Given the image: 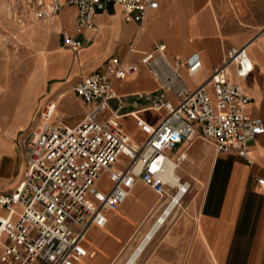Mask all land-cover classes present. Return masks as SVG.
I'll return each mask as SVG.
<instances>
[{
	"label": "crops",
	"instance_id": "1",
	"mask_svg": "<svg viewBox=\"0 0 264 264\" xmlns=\"http://www.w3.org/2000/svg\"><path fill=\"white\" fill-rule=\"evenodd\" d=\"M12 2L18 20L8 18L7 7ZM22 3L0 0V192L13 191L23 179L26 152L21 137L38 125L42 106L54 101L57 115L65 123L62 106L67 98L82 110L83 119L90 105L69 88L110 57L125 60L138 70L132 80L116 82L114 87L123 104L121 122L133 139H141L130 115L152 121L148 114L153 112L146 110L149 104L123 101L155 88L140 63L142 54L152 51L155 44H164L171 59L199 54L203 69L194 78L184 74L191 89L222 63L227 49L246 46L253 69L236 81L252 99L247 114L261 118L264 124V0H163L146 19L145 31L139 33L135 24L123 21L119 7L108 4L95 15V29L81 34L75 27L74 7L67 6L35 24L22 18ZM62 33L87 43L73 52L62 46ZM121 34L126 43L117 54L114 42ZM143 35L147 41L139 47ZM4 38L12 40L11 49L1 42ZM189 80L194 84L189 85ZM110 105L113 110L118 106L116 101ZM125 119L131 120L137 137L128 130ZM183 151L187 159L177 173L191 186L182 200L183 204L189 198L187 206L154 236L136 264H264V185L257 182L264 178V134L249 144L253 166L237 155L217 153L199 137L176 146L173 158ZM136 190L143 196L136 197ZM129 198L109 215L104 228L89 230L86 256L76 264L122 263L166 205L141 183Z\"/></svg>",
	"mask_w": 264,
	"mask_h": 264
},
{
	"label": "built area",
	"instance_id": "2",
	"mask_svg": "<svg viewBox=\"0 0 264 264\" xmlns=\"http://www.w3.org/2000/svg\"><path fill=\"white\" fill-rule=\"evenodd\" d=\"M162 1L26 0L40 21L74 7L78 34L94 30L95 15L108 4L119 7L123 21L135 24L139 33ZM86 43L62 33V46L73 52ZM140 63L156 86L138 98L149 102L146 110L162 113L153 122L133 116L139 140L119 118L123 104L115 83L130 81L138 72L125 60L110 57L72 83L71 92L90 105L75 126L58 117L54 101L42 106L38 125L21 137L26 152L23 179L13 191L0 192V264L79 263L86 256L89 230L104 228L138 182L166 201L157 219L162 225L190 189L189 182L175 176L187 153L172 156L183 142L199 137L217 153L234 154L254 165L248 147L264 134V124L247 114L252 99L236 81L253 69L246 46L227 49L222 63L193 89L184 74L194 78L203 69L198 53L171 59L164 44H155ZM112 101L118 104L114 110ZM104 176L110 186L101 190L98 180ZM257 182L264 185V178Z\"/></svg>",
	"mask_w": 264,
	"mask_h": 264
},
{
	"label": "rangeland",
	"instance_id": "3",
	"mask_svg": "<svg viewBox=\"0 0 264 264\" xmlns=\"http://www.w3.org/2000/svg\"><path fill=\"white\" fill-rule=\"evenodd\" d=\"M14 4H15V2H12L7 7V11H8V14H9L8 18H12V17L14 18L15 17V19L18 20V17L16 15V13H18V12L16 10V7L14 8ZM20 13L22 14V18H26L27 17V18H29V21L32 22V23L36 24V23L40 22V20L35 19L33 17V15L31 14L30 10L28 9L26 0H23V3L21 5V12ZM0 29H1V27H0ZM4 31H8L7 28H4ZM143 36L144 37L140 36L139 41L137 42V45L139 47L141 45L143 46L146 43V41H147V38L145 37V35H143ZM1 42H4L8 49L12 48V40H10L8 38H6V39L4 38V40L3 41L1 40ZM114 43L116 44V53L119 54L120 49L122 48V46H124V43H126L125 35L121 34L120 35V39L116 40ZM133 59H135V57H133ZM188 84L189 85H193L194 82L192 80H189ZM69 91L71 92L70 88H69ZM123 102L124 103H129V104L137 102L139 105H148L149 104V102L147 100H141V99L135 98V97L134 98L124 99ZM112 105H113V107H115V104H112ZM62 111L64 112L65 123H67L69 125H74V124L78 123L83 117L82 110H80L77 106L71 104L69 99H67V98L63 101ZM148 116H149V118L152 121H154L155 119L159 118L160 114L149 113ZM124 122H125V125L128 128V130H130L137 137V133L135 131L134 125L131 122V120L130 119H125ZM138 139H139V137H138ZM109 186H110V183H109L107 177L106 176L102 177L101 181L99 182V188H101V190H106V189L109 188ZM135 196L140 198V197L143 196V194L141 193V191L136 190L135 191ZM188 201H189V198H187L185 200V202L183 203L184 207L187 206Z\"/></svg>",
	"mask_w": 264,
	"mask_h": 264
},
{
	"label": "bare ground",
	"instance_id": "4",
	"mask_svg": "<svg viewBox=\"0 0 264 264\" xmlns=\"http://www.w3.org/2000/svg\"><path fill=\"white\" fill-rule=\"evenodd\" d=\"M145 24H146V21L144 23V26L142 27V30L141 31H145ZM27 28V27H26ZM25 29V28H24ZM23 29V30H24ZM30 29V28H29ZM16 38V37H15ZM130 116H138L136 113H133L132 115ZM120 120L123 119L124 117H119ZM176 177L180 178L179 174L176 173L175 175ZM172 181V179H170ZM100 180H98V184H99ZM140 182H138L137 184H139ZM136 185H134L131 189V191L129 192V195L127 197V199L131 196V193L132 191L136 188ZM142 184V183H141ZM191 187V186H190ZM184 198V197H183ZM182 198V200H183ZM130 199V198H129ZM182 200L181 202L179 203V207L176 209V211L171 214L165 221L164 223L161 225L160 223L157 222V219L160 217V215L158 216V218L156 219L155 223L150 227V229L144 234L143 238L137 242L135 244V246H133L132 248V251L129 253V255L126 257V259L122 262V263H113V264H135L136 261L138 260V258L140 257V255L142 254V252L144 251V249H146V246L149 244V242L154 238V236L159 233V231L162 229V227L168 223L169 221L172 220L173 216L180 210V208L182 209L184 206L182 204ZM127 201V200H126ZM125 201V202H126ZM182 204V205H181ZM150 216V215H148ZM147 216L146 218V223L148 222L149 220V217Z\"/></svg>",
	"mask_w": 264,
	"mask_h": 264
}]
</instances>
